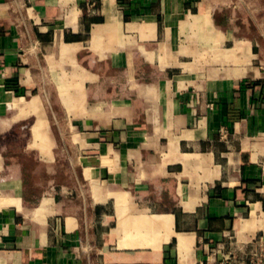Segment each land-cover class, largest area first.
<instances>
[{
  "label": "crops",
  "instance_id": "obj_1",
  "mask_svg": "<svg viewBox=\"0 0 264 264\" xmlns=\"http://www.w3.org/2000/svg\"><path fill=\"white\" fill-rule=\"evenodd\" d=\"M0 50V264H264V0H0Z\"/></svg>",
  "mask_w": 264,
  "mask_h": 264
},
{
  "label": "built area",
  "instance_id": "obj_2",
  "mask_svg": "<svg viewBox=\"0 0 264 264\" xmlns=\"http://www.w3.org/2000/svg\"><path fill=\"white\" fill-rule=\"evenodd\" d=\"M3 60V52L0 50V64L2 63ZM226 132V130H222V134L224 135V133Z\"/></svg>",
  "mask_w": 264,
  "mask_h": 264
}]
</instances>
